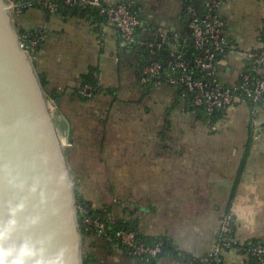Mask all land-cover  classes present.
<instances>
[{"label":"crops","instance_id":"0c3cea01","mask_svg":"<svg viewBox=\"0 0 264 264\" xmlns=\"http://www.w3.org/2000/svg\"><path fill=\"white\" fill-rule=\"evenodd\" d=\"M104 1L139 6L147 25L140 45L154 37H187L182 0ZM219 14L236 51L225 58L218 76L232 86L247 65L246 55L264 46V0H222ZM19 23L47 32L36 66L46 91L58 94L54 118L77 194L95 210L107 208L115 220L133 223L141 238H164L175 252L139 259L89 235L83 253L95 257L93 264H198L216 245L226 214L235 219L239 244L264 242V104L257 126L251 103L238 101L211 128L177 101L176 88L143 78L138 50L125 45L110 22L98 26L55 15L51 27L32 26L24 15ZM94 67L106 91L85 100L78 94L81 77ZM97 182L95 193L82 188ZM250 260L246 252L232 250L222 254L220 264Z\"/></svg>","mask_w":264,"mask_h":264},{"label":"water","instance_id":"95a60500","mask_svg":"<svg viewBox=\"0 0 264 264\" xmlns=\"http://www.w3.org/2000/svg\"><path fill=\"white\" fill-rule=\"evenodd\" d=\"M22 28L0 0V262L83 264L84 198Z\"/></svg>","mask_w":264,"mask_h":264},{"label":"built area","instance_id":"2783aa9c","mask_svg":"<svg viewBox=\"0 0 264 264\" xmlns=\"http://www.w3.org/2000/svg\"><path fill=\"white\" fill-rule=\"evenodd\" d=\"M12 7V14L15 19L25 15L30 10L43 8L49 14L55 15L61 8L65 9H88L97 8L101 14L108 18V21L119 29L121 39L128 47L136 42V31L142 28L145 23L134 15L125 3L108 4L104 0H5ZM191 1V0H187ZM183 2V1H182ZM222 0H213L208 4L207 15L200 17L197 10L192 6L187 7L189 23L187 27L191 32L194 47L203 54L195 59L197 68L201 71H208L217 76L218 69L224 64L225 58L235 53L236 45L224 35L225 21L220 16L219 10ZM21 47L29 54L33 61L37 59L39 46L45 40V30L38 29L30 32L29 35L20 34ZM164 41L167 38L161 37ZM176 41H178L176 39ZM151 55L160 45L151 42ZM224 55V59L216 61V54ZM174 62L172 69L178 70L179 77L163 76V64L150 59V64L143 67L142 73L147 80H163L172 86L181 85L185 91L182 97L192 96L193 107H205L212 112L216 109L228 110L238 101H246L252 104L251 118L252 125L257 126L258 107L264 104V46L246 55L247 65L244 67L239 81L230 88L224 87L217 77L212 83L203 80H196L193 73L189 72L188 65L181 54L173 53ZM95 89L84 86L78 94L83 98H92ZM54 111L56 105L52 103ZM258 140V136H254ZM77 220L84 231L89 234L108 237V226L115 220L113 213L107 208L95 210L86 202H78L76 205ZM235 219L232 214H226L221 219L218 230L216 245L211 252L201 261V264H217L225 251L242 250L253 258L255 264H264V242L239 244L235 237ZM119 245L124 247L129 254L139 259H156L163 252L162 243L150 244L145 239L139 238L133 230L121 229L117 235Z\"/></svg>","mask_w":264,"mask_h":264},{"label":"trees","instance_id":"16d2710c","mask_svg":"<svg viewBox=\"0 0 264 264\" xmlns=\"http://www.w3.org/2000/svg\"><path fill=\"white\" fill-rule=\"evenodd\" d=\"M182 1H183L182 19L186 24L189 23V18H188V14H187V7L190 5H192L197 10V12L201 18L207 15L206 13L208 10V7H207L208 5H203L199 0H191V1L182 0ZM122 3H125L128 6V8L131 10V12L145 23V25L142 28H139L136 31V42H135V44H133L129 48L132 51L138 50L141 75L143 76V78L147 82L151 83V82H153V80L152 81L147 80L144 77L142 70H143L144 66H147L149 64L150 59L163 64L164 69H163L162 73H163L164 77H168V76L179 77L180 76L179 71L172 69V63L174 62L173 53L178 52L179 54H181L183 61H185L186 64L188 65L189 72L193 73L194 79H196V80L200 79V80H203L207 83H212V80L215 77H217L219 82L222 84V82L218 76L219 69L221 66L218 69L217 76L210 74L208 71H201L199 68H197L196 63H195V59L198 55H202L203 53L194 47V42H193L191 32L189 31V29H188L186 39H183L180 41H176L175 39H173L171 37H168L165 41L164 40L162 41V40L154 37L151 40L142 41L145 43L143 45H140L141 42H139L140 41L139 34L147 27L146 22L140 16V12H139L140 9H139L138 5H135L132 2H122ZM34 10H42L45 13H47L48 15H51L46 10H44L43 8L37 7V9H34ZM26 13L27 12H25V14ZM55 15H60V16H63L66 18H71V19H74V18L83 19L86 21H90V23L92 25H98V26L109 22L108 18L105 15L101 14L97 8H88V9H65V8H61L58 10L57 14H55ZM40 28L44 29V27H39V28L34 29V30H25L24 28H22L21 34L29 35L30 32H35L38 29L40 30ZM46 39H47V32L45 31V40L39 46L38 51H37V56L39 55ZM151 42H154L155 44L160 45V48L155 49L154 55H151L150 48L148 47V45ZM224 58H225L224 55L219 54V53L216 54V61L224 59ZM41 79H42L44 87L46 89V81L44 80V78H42V76H41ZM84 86H90V87L95 89L93 97H95L99 93L106 91V90L102 89V87L100 85L98 70L95 67L91 68L89 73H87L81 77V85L78 89V92ZM170 86H172V85H170ZM172 87L176 88L177 101L179 103L184 102L186 104V108L192 114H194L195 117L199 121L203 122L207 126H210L211 128H213L219 121H221L226 116L227 110H224V109H216L212 112H209L203 106L202 107H193L191 95H187L184 98L182 97V92L185 91V89L181 85L172 86ZM224 87L230 88L231 86L224 85ZM47 94L49 96L50 101H52L55 105H58L57 104L59 101L58 100V94L54 91L53 92L47 91ZM81 98H83V97L81 96ZM83 99L87 100V98H83ZM89 99H91V98H89ZM65 151L67 153L66 149H65ZM247 158H248V151L245 153V155L242 159V162H241V165H240V168L238 171V175H237V183L239 182L240 176H241L242 172L244 171V167L246 165ZM84 202H86V201H84ZM108 229H109L108 230V232H109L108 237L99 236V235L94 234V233L89 234L88 232H86L84 230H83V234L86 237H88L89 235H95L101 239H104L111 246L121 247L124 249V247L119 245V241L117 238L118 232L121 229H126V230H133L137 233L133 223H127V222L118 221V220H114V222L108 226ZM234 231H236V226H235ZM137 235L140 238V235L138 233H137ZM234 237H235V233H233L231 235V238H234ZM146 241L150 244L162 243L163 252L156 259H159L163 255L168 254V253H170V254L175 253V252H172L173 247L170 244V242H167L164 238L146 239ZM259 242H261V241H258V240L252 241V243H254V244L259 243ZM142 259H144V258H142ZM220 259H221V257H220ZM220 259L217 262V264H220ZM95 260L96 259L92 254H84L83 253V264H93L95 262ZM198 264H201L200 261L198 262ZM249 264H255V261L253 258H251Z\"/></svg>","mask_w":264,"mask_h":264},{"label":"rangeland","instance_id":"374dc122","mask_svg":"<svg viewBox=\"0 0 264 264\" xmlns=\"http://www.w3.org/2000/svg\"><path fill=\"white\" fill-rule=\"evenodd\" d=\"M47 16H48V14L47 13H45L44 11H42V10H31V11H29V12H27L26 14H25V18H27L28 20H30V22H33V25L32 26H34V25H37V26H44V24L46 23L47 25H48V27H51L52 25H50L49 23L51 22V21H53L54 20V18H55V15H53L52 16V18L51 19H47ZM20 18H22V17H20ZM20 18H18V19H15L18 23H19V19ZM40 23V24H39ZM28 25V24H27ZM73 28H75V26L73 27ZM66 32H68V30L66 29ZM55 33H51V36H53ZM50 36V37H51ZM50 103H51V108H53V105H52V101H50ZM52 111H53V114H55V111H54V109H52ZM98 184V185H97ZM76 186V185H75ZM100 186V183L99 182H97V183H95V184H88V183H83V185H82V188H87V189H89V191L91 192V193H95V191H97L98 190V187ZM76 193H77V189H76Z\"/></svg>","mask_w":264,"mask_h":264},{"label":"clouds","instance_id":"9594fccd","mask_svg":"<svg viewBox=\"0 0 264 264\" xmlns=\"http://www.w3.org/2000/svg\"><path fill=\"white\" fill-rule=\"evenodd\" d=\"M0 264H3V262H0Z\"/></svg>","mask_w":264,"mask_h":264}]
</instances>
